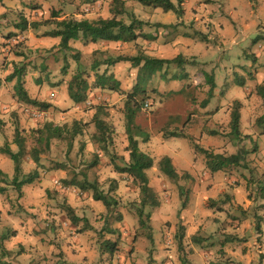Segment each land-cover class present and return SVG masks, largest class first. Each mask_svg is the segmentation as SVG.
Segmentation results:
<instances>
[{
    "label": "crops",
    "instance_id": "0c3cea01",
    "mask_svg": "<svg viewBox=\"0 0 264 264\" xmlns=\"http://www.w3.org/2000/svg\"><path fill=\"white\" fill-rule=\"evenodd\" d=\"M95 1V5H92V2L83 8L82 11L84 13L67 14L63 10L59 13L58 19L61 20L72 17L78 20L88 19L91 21L100 17L104 19L113 17L111 9H105L103 7V0ZM222 1L223 0H208V3L211 5ZM245 1H247L248 7L252 9V14L255 13V17L258 21H261L262 24L260 25L258 21L251 18L252 15L247 16L249 19L237 17L238 24L244 22L246 28L253 26L258 30L264 31V0ZM225 2L229 13H239L235 0H225ZM128 3L126 6L131 5ZM24 4L27 8L24 7ZM181 7L183 10L182 15L180 17L171 15L166 22H152V15L147 19L150 20L152 24L169 26L165 28L156 25V29L164 31H167L170 27L179 26V24H185V26L186 24L189 25V21H194V24L190 25L191 27L205 31L209 25L216 23L218 19L217 16H215V10L209 11L207 7H205L207 11H203V15H199L195 9L191 8L190 0H184V2L181 3ZM51 9L58 12V9L55 7ZM51 9L49 8V11ZM40 12L41 8L36 4L27 5L21 0L0 1V64L7 58V60H5V65L10 61L9 66L11 68L4 75L0 74V148L9 145L14 152L18 151V146L14 143L16 123H19L21 129L25 131L24 134L27 136V134L30 135V131L38 129L35 122L44 119V117H49L47 121H49L48 123L52 122L53 124H51L53 127L65 128L66 118L69 116L76 121L85 119L84 123L90 124L93 123V116L96 113V111H88L86 116L83 115L82 113H84V110L83 112L81 111L83 102L79 104L75 103L72 108L63 109L58 107L57 104L52 102L53 99L56 98L55 93H52L50 95V100H47V102L52 105L51 108L44 111L37 107L21 103L15 97V81L9 82L6 78L13 72L14 64L20 65V62H23L28 66L30 61L34 59V57H32L24 60L26 58L24 55L19 56L17 54H23L22 51L26 50L41 53V57H50L47 61V65H49V63L59 65L62 63L63 59L66 58V54L58 47L61 42L60 37L44 35L46 31L53 28V25L42 26L37 30L29 27L25 31L16 28V24L20 22L21 17L27 19L29 22L51 18V13H46V15H44ZM171 12L172 11L165 13ZM136 14H138L137 11H135V15ZM219 17L224 16L221 15ZM219 19L221 20V18ZM225 24L227 25V23ZM154 27L150 25L144 28L143 33L150 36L151 33H149V30ZM179 36L180 35L169 41H161L158 36L155 37L154 40H144L140 38L133 43L110 41H98L94 43L90 41L86 42L85 39L80 37L77 40L70 41V47L74 50L72 51L73 54L79 52L81 56H87L99 50H104L103 48L111 49L113 47L127 45L129 48L128 52H116L117 56H136L137 50L132 48V46L136 44L140 45L142 52L150 57L173 59L181 55L186 60L187 64L194 67L193 65L196 64L194 50L198 44L196 35H187L190 38L192 37V39L186 42H181ZM208 40V37L204 39L205 42ZM198 46H200V44H198ZM245 57L253 61H257L258 59L253 52L246 53ZM125 63L130 65L129 67H132L129 62H121L114 67H109V74H115V69H117L119 65ZM31 64L34 63L32 62ZM255 66L256 64L253 65L254 71L250 73L251 80L249 83H247L244 78L231 81L233 84L232 86L239 85L237 88L243 89V91L239 90L238 93H236L237 90H235L236 99H229L226 104L221 102L215 109H211L209 106L211 100H219L221 97L224 98L226 93L219 89L214 70L210 72L204 71V73L192 70L191 72L182 73L181 75L175 73L173 75L178 76L177 79H175L176 77L173 75H167L169 71L177 67V65L173 64L169 66V68L165 67L161 71L165 74L166 82L162 81V84L157 88L153 85L148 87L149 90L157 89V92L160 94L180 97L186 92L185 87L188 82V87L190 89H197L198 91L197 93L195 90L197 94L195 98H198V100L195 99V103H198L197 107L199 108V112H197L196 115V122L195 124H189L186 127L180 128V130H183L184 134L180 137H166L165 132L161 129L157 131L158 135H155L152 130H149L150 136H148L146 143L142 145L139 143L140 149L154 159V167L147 171L151 183L152 175L155 171L160 169V161L164 157L170 158L179 176L183 174L188 175V179H185L186 182H184V184L183 181H181L182 183H178L180 187L186 186V195L183 197L186 199L184 207L181 209L178 207L180 198L178 186H175V191L171 195V200L177 208L176 213L179 214V221L178 218L176 221L177 223L180 222L185 229L183 242L190 254L188 256L190 264H225L224 262L232 264H264V229L262 226L264 222V179L258 182L261 190L258 200H255V198L250 199L248 196L249 176L246 172L256 168L260 173H264V123L259 122L260 118L264 117V97L258 93V88H264V71L256 69ZM182 67H184V65ZM131 70L130 74L135 75L134 79L137 80L138 70L133 67ZM49 71H51V69ZM237 71L239 70L234 69V74H236ZM194 72L202 74L204 77L203 80H197V77L193 74ZM28 76H31V73L25 76L24 87L29 96L32 99L44 102L45 100L41 98L42 96L39 94L40 89L38 91L37 88H34L36 95H32L29 92L27 86ZM206 76L210 79V82L214 84L211 98H209L211 83L207 82ZM32 77L34 78V76ZM115 78L120 81L117 76ZM92 81L94 82L95 78ZM63 83L68 84L67 82ZM98 89L100 88H95L94 92L91 94L93 106L89 107V109L98 106L96 105V99L101 98L100 93L96 92ZM91 90L92 89H89L90 92ZM200 94H202L201 97ZM234 102H240L241 104L240 137L243 138L242 140H239L238 137L231 133L230 122ZM91 125H94V123ZM65 133L66 128L62 132L63 137L51 140L50 150L52 151V155H55V150L61 147L64 149V155H66ZM33 134L35 137L36 134ZM245 136L248 137L245 138ZM253 137L255 141L254 144L252 143ZM175 139H180L182 144H171L170 141ZM260 140L262 142L261 145L258 144ZM234 141L237 143L236 149L244 148V150L248 152L247 156H251L253 159L255 158L258 162V164H254V166H250L249 168L246 166L237 167L242 174L240 181L233 177L235 171H230V167L211 173L206 166L205 155L195 149L197 145L200 148L212 151L216 154L232 155L237 153V151L235 152L233 150ZM191 142H193V144ZM246 143L254 145V148H252V146H247ZM28 144L29 142H27V145ZM28 149L30 150L31 147L28 146ZM8 158L9 157L6 155L0 153V170L7 175V179L11 180L15 172L14 169L12 170ZM28 159L31 161L28 163L29 170L24 171V174H28L36 169V165H31L34 163L33 160L29 156ZM126 159L128 162V154H126ZM23 160H25V158ZM54 161H58L62 164V161L59 159ZM100 161L101 163L96 165L100 173L111 171V169L108 170L109 167H107V165H103L105 159ZM64 165L65 164H62L60 168H57L55 164H53L52 167H49L45 172L46 175L44 177L40 172L39 178L34 183L22 187L20 197H16L17 201L13 200L12 197L10 198L11 201H7V199L5 197L3 198L0 194V203L4 202L5 199L7 203L0 211H3L2 219L6 222L5 225H7L6 227L8 228L7 235H9L4 239L3 246L6 252L15 254L11 257L12 259L19 256V258L22 259V261H19L21 264H61L59 261L64 262V264H104L105 254H102V249L100 248V246H103L102 242L104 240L100 241L95 232L100 231L98 230L100 223L103 225L107 223V209L101 201L93 199V193H89L88 195L90 196L85 201L75 199L73 193L77 194V190L71 188V186H66L58 180L59 177H61V179H66V166ZM112 173H114V171ZM159 174L163 180L166 179L167 175L161 170H159ZM112 177L116 176L112 175ZM237 180L239 181L238 185H234ZM0 187H7V185L0 183ZM65 204L82 220L78 221V223L72 222L68 214L64 211ZM231 206L232 209L235 208L234 211L237 213L241 212L243 215L244 212L247 211L249 213L253 210L254 214L251 224L247 223L249 221H245V223L240 226L238 224H231V227L228 226V229H215L216 226L230 217L231 213H234L233 210L231 211L229 209ZM102 215H105V217L103 218ZM176 217L177 216H175V218ZM230 218L234 220L237 217L231 216ZM101 219V222H97ZM228 221L229 219L226 220V222ZM4 231H6V229ZM9 231L10 233H8ZM110 231L111 230H109V232ZM194 236H197L196 241L192 240ZM209 236H216L220 241L217 247H213L210 251H206L203 249V243L204 238ZM105 239L109 238L107 237ZM51 240H54V242H51ZM19 248L21 249L20 255L16 252ZM53 252L62 253V260L60 258L61 256L55 257V254L52 255ZM35 256H37V259L41 262H35ZM4 260L7 261L8 259L6 258ZM13 264L19 263L13 262ZM152 264H159L156 257L153 258ZM165 264L181 263L178 260V263L168 261Z\"/></svg>",
    "mask_w": 264,
    "mask_h": 264
},
{
    "label": "rangeland",
    "instance_id": "374dc122",
    "mask_svg": "<svg viewBox=\"0 0 264 264\" xmlns=\"http://www.w3.org/2000/svg\"><path fill=\"white\" fill-rule=\"evenodd\" d=\"M21 1L27 5H39L41 8L40 13L44 15H46V13L52 14L50 11H54L51 9L53 7L58 9L59 13H61L63 10L67 14H76L78 12L84 13L82 10L85 6L92 2V5H95L96 2L95 0ZM181 1L184 2V0ZM113 2L114 0H103V7L105 9H111ZM172 2L177 7L179 5L181 6L182 3L180 0H172ZM235 2L239 13L237 12L231 14L228 12V7L225 0L211 5L208 3V0H190L191 8L195 9L199 15H203V11L215 10V16H217L218 19L216 23L209 25L205 31L191 27L190 25H193L194 21H189V25L186 24V26L185 24H179V26H174L172 28L170 27L167 29V31L156 29V24L150 23V20L147 19L148 17L152 15V22L160 23L166 22L171 15L176 17L177 14L172 12L165 13L161 8L145 6L136 1H126V12L121 15V18H123L126 23H130L133 19L132 16H135L138 20L145 23V25L142 27V31H144V28L150 25H152V27L155 26V29L151 28V30H149V33H151V35L148 36L149 40H154L155 37L158 36L161 41H169L180 35L179 38L181 42H186L192 39V37L190 38L187 35H196V39L198 41L197 43L200 44V46L197 44L194 50L196 55V64L193 65L194 67H191L189 64L184 65V67L177 66L178 68H173L168 72L169 74L167 75L171 76L175 73L181 75L182 73L191 72L192 70L200 71L201 73H204V71L210 72L211 70H214L219 89L226 93L224 98L221 97L219 100H211L209 106L211 109H215L221 102L226 104L229 99H236L237 96L234 93L235 90H237L236 93H238L239 90L243 91L242 88H237L239 85H235L236 87L232 86V80L244 78L246 79L247 83H249L251 80L250 73L254 71L253 65L255 64L256 69H261V71H264V31L258 30L253 26L246 28V24L244 22L238 24L237 17L248 18L247 16L252 15L251 18H254L256 21L258 20L255 17V13L252 14V9L248 7L247 1L235 0ZM127 3L131 5L126 6ZM24 7L27 8L25 4ZM205 7H207V10H205ZM49 8L51 9L50 11ZM180 8L182 9V7ZM135 11H137L138 14L135 15ZM221 15L224 17H219ZM100 18L104 19L102 17ZM219 18H221V20ZM225 23H227V25ZM258 23L260 25L262 24L261 21H258ZM80 36H82V34ZM207 37L209 40L205 42L204 39ZM133 46L132 48L137 50V54L142 51L140 45L135 44ZM103 49L104 50H99L97 51L98 53L91 55H80L78 61L73 57L74 54L72 52H67L66 58H64L62 63L59 65H54L51 63L47 65V61L50 57H41V53L34 51L30 52L28 50L22 51L26 57L24 60L34 57V59L30 61V64L28 63L29 65L26 68L27 74L31 73V76H28L27 78V86L29 88V92L32 95H36L34 88H37L38 91L40 89L39 94H41V98L45 100L44 102L48 103L47 100H50V95L55 93L56 98L52 101L54 104H57L58 107L63 109L72 108L75 102L69 97L68 84L71 78L78 72L79 68L80 70L86 72L85 78L89 83V89H92L91 92L89 89L86 92V101L81 105V111L83 112L84 110L85 114H82L86 116L88 111L94 112L99 108L101 110V117L108 122L112 130L113 141L109 145L110 153L104 154L92 141V135L96 132L95 125H91L93 123L83 125L85 119L76 121L69 116L66 118L65 126L66 155H64V149H62V147L55 150V155H52V151L50 149L42 150V165L39 168V171L44 177L46 175L45 172L49 167L51 168L53 164H60V162L54 161L59 159L62 161V164H65L64 166H66V179H61V177H59V181L62 183L64 180L69 181L76 175L77 180L79 182H83L85 180L84 175H87L89 182L98 183V188L100 190H102L108 196L113 197L114 200L117 201V206L115 205L113 207L112 212L108 213L106 210L107 223H105V225L100 223L98 229L100 231L95 232L98 235L100 241L104 240L102 242L103 246H100L102 249V254H105L104 264H152L154 257H156L159 264H165L168 261H171L172 263H178V260L182 264V260H180L181 255H184L185 263L190 264L188 260V256L190 254L187 251V247L184 245L183 254H180L178 250V237L184 232V230L181 229L182 227L184 228V226H182L180 222L177 223L176 219L179 217V214L176 213L177 208L174 206V202L171 200V195L175 191V186H178V190L180 191L181 187L178 185V183L183 181L184 184L186 180L181 177L178 179H171L167 176L166 179L163 180L159 174L160 169L155 171L152 175V183L150 181L149 185L154 191L157 200L159 201V206L152 207L149 204L145 205L143 207L144 222L143 224H140L138 216V211L140 208H142L140 190L133 182L132 178L126 174L117 173L114 170V165L123 166L126 164V154L129 155L127 150L128 138L126 133V93L132 92L134 85L138 81V78L137 80L134 79L135 75L130 74L132 71V67H129L130 65L125 63L123 65H119L117 69H115L114 77L117 76L120 79L119 84L121 85V90L112 91L108 89H98L96 92H99L101 96L100 99H96V105L98 106L95 105L96 108L89 109V107L93 106L91 94L95 89L93 87L94 82L92 81L95 78V73L91 70V64L95 60H105L106 56H117L116 52H128L129 48L127 45H121L111 49ZM252 52L256 54L258 58L257 61H253L252 59L245 57L246 53ZM5 60H7V58H5ZM5 60L0 64L1 75H4L8 70L11 69L9 66L10 61L7 65H5ZM32 62L34 64H31ZM22 63L23 62H20V65ZM65 65L67 66V71L63 72V66ZM50 69L51 71H49ZM234 69L239 71L234 74ZM104 70L105 66H101L99 68L100 73H103ZM193 74L195 77H197V80H203L204 78L199 72H194ZM32 76H34V78ZM165 80V74H163L161 71L152 75L141 76L142 86L147 87V89L150 85H153L155 88H157L160 84H162V81L166 82ZM63 82H67L68 84ZM195 90L197 91V89H190L187 82L185 91L188 93V95L185 92L180 97H174L173 95L160 94L159 92H148V96H146L144 100L143 98L139 97V103H143V106L139 111L136 112L135 116V125L138 126L142 131V136L137 137L139 143L141 145L146 143L148 139L144 141V138L145 136H150L149 130H152L156 135L157 131L161 129L165 132L166 137H170L169 134L171 132H179L184 134L183 130H180V128L186 127L189 124H195L196 115L197 112H199V108L197 107L198 103H195V99L198 100L197 97L195 98L197 95ZM201 96L202 94H200V97ZM145 103H149L151 105L150 108L145 109ZM48 119L49 117L47 116L44 117V119L36 121L35 124H37V128H41L44 124L48 123ZM75 122H79L80 126L82 127V133L73 140L72 147H68V138L70 136V132L73 130V125ZM133 132L135 133L136 130H133ZM27 138V141L29 142L27 146L32 147L36 139L32 131H30V135L27 134ZM234 142L235 144L233 146V150L238 152L239 149H236L237 143L236 141ZM170 143L182 144V141L180 139H175L170 141ZM191 143L193 144V142ZM252 143H255L254 137L252 139ZM258 144H262L261 140L258 141ZM246 145L252 146V148H254V145H250L249 143H246ZM40 148L43 149V146L40 145ZM102 159H105L103 165H107V167H109L108 170L111 169V171L100 173V170L98 167H96V165L101 163L100 160ZM8 160L13 170L14 163L9 158ZM29 162L31 161L28 159V156L25 158V160H22V174H24V171L29 170ZM93 162H97V164L94 166L92 165ZM254 164H258L256 159H253L251 156H246L244 165L249 168L250 166H254ZM31 165L35 166L34 163ZM251 170L252 171H246L247 175L249 176L248 196L250 199L255 198V200H258V196L261 193L258 182L264 179V173H260L256 170V168ZM113 171L114 173H112ZM230 171H235L233 177L239 181L241 180L242 174L240 173V169H237V167H230ZM112 175L116 177H112ZM238 180L235 181L234 185H238ZM7 181L10 182V179H7ZM182 187L186 189V186ZM71 188L77 190V194L73 193V195L75 199L79 201H85L90 196L88 194L93 193L91 190H81L73 186H71ZM0 194L3 198L5 197L7 201H11V197L13 200L17 201L16 197H20V193L17 192L14 187H8V185L7 187H4V190L1 191ZM6 199L4 202L0 203V209L4 208V205L7 204ZM100 204L103 205L104 203ZM178 205L180 209L185 205L184 200H182L181 197L179 198ZM64 207V211L67 213L68 206L65 204ZM229 209L231 211L233 210L234 212L231 213V216H235L237 218L231 220V216L228 218L225 217L229 219V221L226 222L227 219L224 220L221 224L216 226L215 229H228V226L231 224H238L240 226L245 223V221H249L247 223L251 224L252 216L254 214L253 210L249 213L246 211L243 215L240 211V213L234 211L235 208L232 209V206L229 207ZM2 214L3 211H0V264H13V262L21 264L19 261H22V259L19 258V256L12 259L11 257L15 254H8V252H6L4 249V239H6V237L9 235H7L8 228L6 227L7 225H5L6 222L2 219ZM147 214H150V216H147ZM102 216L103 218L105 217V215ZM175 216L177 217L175 218ZM101 221L102 219L97 222ZM262 226L264 229V222L262 223ZM5 229L6 231H4ZM109 230L114 232L110 233ZM8 233H10V231ZM107 237L109 239H105ZM52 241L54 242V240H51V242ZM219 241L220 239L216 236L206 237L204 238L203 249L210 251L211 248L217 247L219 245ZM107 242L114 243L115 250L109 249ZM16 252L20 255L21 249L19 248ZM54 254L56 255L55 257L61 256L60 258L62 260V253L53 252L52 255ZM6 258L8 259L7 261L4 260ZM37 258L38 257L35 256L34 261H38V263L41 262ZM59 262L64 264L62 261ZM224 263L232 264L229 262Z\"/></svg>",
    "mask_w": 264,
    "mask_h": 264
},
{
    "label": "trees",
    "instance_id": "16d2710c",
    "mask_svg": "<svg viewBox=\"0 0 264 264\" xmlns=\"http://www.w3.org/2000/svg\"><path fill=\"white\" fill-rule=\"evenodd\" d=\"M1 1V0H0ZM126 1H136L145 6H152L154 8H161L164 12L172 11L176 13L178 16H181L183 10L178 7L171 0H114L111 8V12L113 17L108 19H97L95 21H90L88 19L78 20L76 18H65L59 20V12L52 11V15L50 19L42 20V21H32L29 22L27 19L21 17L20 22L16 24V28L25 31L29 27L32 29H40L42 26L53 25V28L49 31H46L44 35L51 37H60L61 42L59 44V49L63 51L65 54L67 52H72V48L70 47V41L77 40L80 37L85 39V41L90 42H98V41H110V42H121V43H133L138 39L148 40L149 37L147 34L143 33L142 27L145 25L143 21L138 20L135 16H132L133 19L130 23H126L121 15L126 12L125 3ZM180 2H182L180 0ZM118 5V7H117ZM158 27H169L164 26L162 24H156ZM82 34V36H80ZM97 53V52H96ZM19 56H23L24 54H17ZM80 53L76 52L73 57L78 61L80 57ZM121 62H129L132 67L138 70V81L133 87L132 92L126 93V118H127V126L126 133L128 138V146L127 150L129 152V161L123 166L114 165V170L120 174H126L130 178H132L133 182L137 185L141 194V206L142 208L138 211V216L140 220V224H143V216L144 211L143 207L147 204L152 207H158L159 201L156 198V195L152 188L150 187V180L147 174V171L154 167V159L143 152L139 146V140L137 137L142 136V131L138 126L135 125V116L136 112L141 109L143 103H139L138 98L141 97L143 100L146 96H148V92H157V89L149 90L147 87L142 86L141 76L142 75H152L156 72L162 71L165 67L169 68L171 65H177L182 67L187 64L186 60L181 56H177L173 59H159L146 55L142 51L138 53L136 56H127V55H119L116 57H106L103 61L95 60L91 64V70L95 73V81L93 84L94 88L100 89H108L112 91H120V84L114 77L113 73L109 74V67L115 66ZM104 65L106 68L103 73L99 72V68ZM27 64L22 63L14 64V69L11 74H9L6 78L7 81L12 82L15 81L14 90L15 97L21 103L31 105L39 108L40 110H48L51 108V104L46 102H41L37 99H32L27 90L24 87V78L27 75ZM67 71V66H63V72ZM86 72L80 70L78 68V72L71 78L68 84V93L69 97L77 104L86 101V92L89 89V83L85 78ZM177 79L178 76H174ZM184 77V76H183ZM207 77V76H206ZM207 82H210V79L207 77ZM214 89V84L211 83V91L209 98H211V94ZM258 93L264 97V88H258ZM209 100V99H208ZM207 101V100H206ZM205 103V102H204ZM98 108V107H97ZM240 102H234L232 113H231V122L230 128L231 133L234 134L239 140H242L240 133ZM93 123L96 128V132L92 135V141L95 145L98 146L99 150H101L104 154H109V145L112 143V130L107 121H105L101 117V110L98 108L95 115L93 116ZM259 122L264 123V117L260 118ZM258 122V123H259ZM83 125H88V123H84ZM65 128H56L53 127L51 123L44 124L41 128L35 129L32 132L36 134L34 145L31 149H28L27 146V136L24 134L25 131L21 129L19 123H16L15 126V136L14 143L18 146V151L14 152L11 150L9 145H5L0 148V153L6 155L10 158V160L14 163V176L8 182L7 175L4 174L0 170V183L13 186L14 189L21 194V189L25 185H30L34 183L40 176L39 168L41 167V151L49 150L51 140L54 138H61L62 132ZM133 130H136L134 133ZM82 133V127L79 122H75L73 125V130L70 132L68 147H72L73 140ZM182 134L179 132H171L169 134L170 137H180ZM248 136H245V138ZM147 136H145L144 141L147 140ZM40 145L43 146V149L40 148ZM195 149L206 157V166L210 170L211 173H215L229 167H239L245 166L244 162L246 161V156L248 152L244 150V148H240L236 154L232 155H223L216 154L212 151L205 150L200 148L199 146H195ZM29 156L34 164L36 165V169L28 174H22V160ZM97 162H93L92 165H96ZM62 164H55V167L60 168ZM160 170L166 174L171 179L184 178L188 179L187 174H183L179 176L175 171L170 158L164 157L160 161ZM85 180L83 182H79L77 180L76 175L69 181L64 180V184L66 186H73L79 188L81 190H91L93 192V199L96 201H101L107 208L108 213L112 212L113 207L117 206V201L114 200L113 197L108 196L102 190L98 188V183L89 182L87 179V175H84ZM4 190V187H0V192ZM186 195V189L184 187L180 188V197L184 200V204L186 203V199L183 197ZM67 214L70 220L74 223H78V221L82 220L77 217L74 211L71 208L67 207ZM150 216V214H147ZM121 217V216H120ZM87 227V226H86ZM184 232L182 235L178 237V250L180 254H183L184 250V237H185V229L182 227ZM114 231H110L113 233ZM197 236L192 238L193 241H196ZM109 249L115 250V244L111 242H107ZM9 254V252H8ZM180 260H182V264L185 263L184 255L180 256Z\"/></svg>",
    "mask_w": 264,
    "mask_h": 264
},
{
    "label": "built area",
    "instance_id": "2783aa9c",
    "mask_svg": "<svg viewBox=\"0 0 264 264\" xmlns=\"http://www.w3.org/2000/svg\"><path fill=\"white\" fill-rule=\"evenodd\" d=\"M150 106H151V105H150L149 103H145V104H144L145 109L150 108Z\"/></svg>",
    "mask_w": 264,
    "mask_h": 264
}]
</instances>
